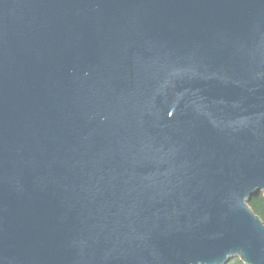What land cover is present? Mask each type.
Masks as SVG:
<instances>
[{"label":"water","instance_id":"1","mask_svg":"<svg viewBox=\"0 0 264 264\" xmlns=\"http://www.w3.org/2000/svg\"><path fill=\"white\" fill-rule=\"evenodd\" d=\"M264 0H0V264H264Z\"/></svg>","mask_w":264,"mask_h":264},{"label":"trees","instance_id":"2","mask_svg":"<svg viewBox=\"0 0 264 264\" xmlns=\"http://www.w3.org/2000/svg\"><path fill=\"white\" fill-rule=\"evenodd\" d=\"M249 208L257 215L260 220L264 223V193L260 192L259 194L253 196L247 202ZM226 264H244L240 258L235 257L230 259Z\"/></svg>","mask_w":264,"mask_h":264}]
</instances>
